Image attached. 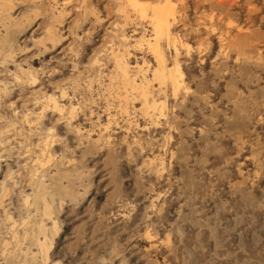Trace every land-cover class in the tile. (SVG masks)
Returning a JSON list of instances; mask_svg holds the SVG:
<instances>
[{"label": "rangeland", "instance_id": "374dc122", "mask_svg": "<svg viewBox=\"0 0 264 264\" xmlns=\"http://www.w3.org/2000/svg\"><path fill=\"white\" fill-rule=\"evenodd\" d=\"M31 1L13 0L19 26L0 22L15 49L6 62L0 43L8 86L0 93V264L43 263L33 238L44 217L33 199L41 178L57 222L56 233L44 220L54 237L48 264H264V0H173L172 30L190 45L178 54L188 87L174 95L153 81L155 98L167 94L165 114L123 112L126 93L105 88L112 63L90 66L128 37L132 70L152 76L156 56L136 40L152 39L153 26L128 0ZM60 10L61 41L46 50L41 41ZM161 45L172 64L173 50ZM20 66L36 70L35 86L16 79ZM60 83L71 98L62 102L81 105L70 124L51 109L37 118L38 101L59 95Z\"/></svg>", "mask_w": 264, "mask_h": 264}, {"label": "bare ground", "instance_id": "6f19581e", "mask_svg": "<svg viewBox=\"0 0 264 264\" xmlns=\"http://www.w3.org/2000/svg\"><path fill=\"white\" fill-rule=\"evenodd\" d=\"M15 2H16V0H15ZM86 2H88V1H86ZM127 2L130 5V8L133 11H135L136 13H138V15L140 16V19H144L145 18V21L148 20L150 22V24H151L150 26H153V30L151 29L153 32L152 31L151 32L153 33L154 36H153L152 39H151L152 36H150V37L146 36V38H144V37L142 38L141 36H139L141 38L136 40L138 44L134 43V46H135V44H137L139 46V45H142L144 42L147 43L149 45V47L152 49L151 51L155 54L156 63L157 64L153 65L155 67H153L154 69H152L153 70V72L151 74L152 76L149 78V76L147 75L148 71L147 72H146V70L144 71L143 70V66H142V68L141 67L137 68L136 71H134L135 69L132 70V67L135 68V64L131 65L130 62H129L128 55H130V54L128 52L127 45H125L126 44V42H125L126 40H124V39H126L128 37L122 38V41L120 40L121 44L118 42V45L114 44V43H111L110 45H108L107 49L105 50V53H104L105 59L103 60V59H101L99 57H94V60H93L92 64H90V66H92V67H93V65H101L102 66V64L106 65V60H107V62L109 60L112 63L111 66H114L113 69H112V72L107 71L108 73H103V75L106 77L105 78V84H106L105 88L109 91L110 94H113L114 93L113 91H115V90L118 92V94H120L123 91L126 93L125 97H123V102L118 97L119 105L121 106L120 110L122 108V110H124L123 112L129 113L130 107H133V109L137 108L138 111L141 110V111H143L146 114H150L151 112H154V114H155V112H158V111H159V113H164L166 111V107H167V104H166V101H167L166 100V95L167 94L164 95L165 96L164 99L155 98V95H156L157 91L154 92V89H156L157 87L153 89V87H152L153 86V81H155V82H157L159 84L158 88L159 89L161 88V90L164 88L165 85H167V87H168V85H170L171 92L174 95L179 93L178 91H180V89L186 88V86H187L186 82H185L184 70H183V68H182V66L180 64V61H179V58H178V54L181 52L180 49L182 47H184L187 50H189L190 45L188 43H186L185 41H183L179 37V35L178 36H177V34L174 35V32L172 30V28L174 27V25H173L174 24L173 23V17H174L175 12H176V5L175 4L177 2L174 4L173 0H165V1H163V3L158 4V5H153V6H151L150 4H148L146 2H142L141 0H128ZM226 4L228 6H226ZM226 4H224V5L228 9L229 4L228 3H226ZM13 5H14L13 4V0H0V22H3V24L1 23L2 25H4L3 27L8 28L9 30H10L11 27L15 28V26H19L20 25V22H19L20 20H17V18H19V17L16 18V16L14 17V15L12 14V11L14 10L13 9L14 8ZM218 5H220V4H218ZM221 5H222V3H221ZM224 5H223V7H224ZM80 6H81V4H80ZM84 7H85V4H84ZM128 11H125V17L126 18L129 17V14L127 13ZM62 14H63V11H61V10L58 13H55L54 11L52 12V16L50 17L51 20H49L50 22L47 24L46 32L44 34V38L41 41L46 50L48 48L50 50V47L48 46V44H52V47H51V49H52L53 45L56 46L61 41L62 36L60 37L61 34H59V32H58L59 30L57 29V25L59 23H61V21H62L61 18H60V17L63 16ZM149 22H148V25H149ZM9 30L8 31L5 30L6 33L9 32ZM124 30H125V28H124ZM13 33H14V31H13ZM142 33L144 34V32H142ZM125 34H126V32H125ZM7 36H2V34L0 35V43H4L3 46L7 45L6 52L4 54L5 56L2 57V58L5 57L6 62H7L8 58H11V60H12V57L14 56V52H15L12 39L10 40L9 38H11V37L8 38ZM163 40H165L166 45L168 44V46H170L171 50H173V52H174V54H173L174 61H173L172 64H168V58H167L166 53H165V51H164V49L162 48V45H161V41H163ZM39 44H40V42H39ZM128 44H130V42H128ZM5 47H2V49L5 48ZM151 51H150V53H151ZM1 53H4V52H1ZM101 60L105 61V63L104 62L101 63L100 62ZM145 61H146V59H145ZM3 62H4V59H3ZM142 62H144V60ZM145 63L147 64L148 62H145ZM77 65L78 64H76L75 66H77ZM136 65H138V63ZM90 66H88V67L91 68ZM150 66H151V64H150ZM18 69H19L20 74H19V72H18V74H15L16 72H14V74L16 76V79L19 82L20 81L28 82L29 85L32 84V85L35 86V84H36V82L38 80L37 79V75L38 74L36 75V73H35L36 70L32 69L31 66H29L27 68L23 67V66H20ZM102 69L103 68L100 67L99 71H102ZM78 73H80V72H78ZM77 76H79V74ZM75 79H77V77ZM77 83H79V82H77ZM90 83H91V81L89 80L88 85ZM60 85H62V83H60ZM71 85H72V83H71ZM71 85L69 84V86H71ZM74 86L75 85L73 84V87ZM92 86H93V84H92ZM66 87H64V84H63L62 86H60V88H58L59 89L58 91H60L59 95H56L57 93H54V92H48V93L46 92V94L42 96L41 100L38 101V103L42 106V110H41L40 113L37 112L38 113L37 114V118H40V116L42 114H44L43 112L49 111L51 109V110H53V112L54 111L57 112L58 116H62L61 118H63V119H64V117L67 114L68 116H66V117L69 118V124L73 122V119L76 118L75 117V115L77 114L76 112H78V108L81 107V105L79 103L76 104L73 101H70L68 104L62 102L65 98H67L69 96V94H68L69 89L67 90ZM75 87H74V89H75ZM7 88H8V86L6 84H0V93H1V91L2 92L7 91ZM89 88H90V86H89ZM55 89H57V87ZM76 89H79V88H76ZM71 93H72V91H71ZM165 93H166V91H165ZM121 94H123V93H121ZM73 97H74V95H73ZM156 97H159V96L157 95ZM69 99H71V98H69ZM135 99H139L140 100L141 106L136 107V105H133ZM116 100H117V98H116ZM107 110H108V108H107ZM133 111H137V110H133ZM92 112H94V111H92ZM166 113H167V111H166ZM34 116H35V114H34ZM29 117L30 116H28V115L25 116L27 121L30 119ZM61 118H60V120H58L59 118L58 119L55 118L56 122H57V120L61 121ZM107 119H108V122L106 123V125L104 124V128H106V129L109 128V126L111 125L113 116L110 115V116H108ZM153 119H154V117H153ZM155 119H156V117H155ZM158 120L160 121V119H158ZM67 122H68V120H67ZM69 124L67 123V126H69ZM52 127H48V129H47V132H46L47 137H45V140H46L45 144L48 142L49 139H52V135L54 136L53 129H55V128H52ZM69 127H71V125ZM79 127L77 128L75 126V128H77L76 129L77 132L79 131V133L81 135L82 134L81 133L82 129L79 128ZM72 128H74V127H71L70 129H72ZM74 131H75V129H74ZM89 135L90 134L87 135V139H88V137H91V135L90 136ZM1 140H3V139H1ZM94 142H98V140H95ZM51 145H52V143H51ZM45 147H46V145L43 147V153L46 154V150L47 149ZM48 157H51V156L48 155ZM163 162H164V159H163ZM34 179L35 178H33V180ZM41 179L36 181V189H35V192H34V198L33 199H34V201L36 203H40V202L42 203L44 217L41 220V222L38 224V226H37V230L38 231H36L37 234H34L33 238L37 242L38 246H40V251L42 253V258H43V260H42L43 263L42 264H48V261H49L48 260V251H49L50 247L53 245V244L51 245V243L53 242L51 239L54 238V237H50L48 235L50 228L48 227L47 223L44 220L52 221V225H53L52 231H54V232H56V230H57V222H56V220H55V218L53 216L54 207H53L52 203L49 202V200L47 199L48 195H46L47 194L48 185H46V183H44L45 181H43V179L42 180ZM2 189L4 190L5 188H2ZM3 195H4V192H3L2 196L0 195V205H2L4 203ZM29 196H27V197H29ZM27 200L28 199L26 198V202H28ZM25 234L28 235V233H26V232H25ZM41 236H43V238Z\"/></svg>", "mask_w": 264, "mask_h": 264}]
</instances>
